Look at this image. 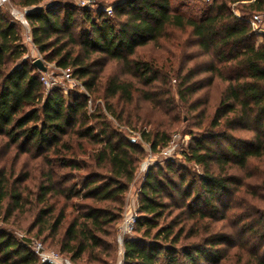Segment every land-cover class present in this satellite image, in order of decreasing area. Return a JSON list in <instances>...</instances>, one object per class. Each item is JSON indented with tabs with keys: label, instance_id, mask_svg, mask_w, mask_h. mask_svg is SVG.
Masks as SVG:
<instances>
[{
	"label": "trees",
	"instance_id": "trees-1",
	"mask_svg": "<svg viewBox=\"0 0 264 264\" xmlns=\"http://www.w3.org/2000/svg\"><path fill=\"white\" fill-rule=\"evenodd\" d=\"M46 1L50 4L42 6ZM66 1L8 0L22 11L30 9L23 15L31 43L41 58L70 71L89 95L102 91L104 98L118 96L124 105L130 104L131 83L115 76L102 82L103 69H96L100 60L127 67L129 73L149 86L158 80V71L130 57L137 49L157 42L168 29L189 30L200 52L211 59L212 65L204 71L226 83L212 114L211 133L195 139L186 155L203 170L197 186L193 187L196 180L190 181L182 190L184 179L175 184L161 171L157 176L147 172L135 225V231L143 229L142 237L124 241L122 258L123 264H219L224 256L217 246L229 245V236L209 235L203 245L187 241L199 238L198 221L214 218L217 203L234 183L224 172L227 166L244 169L250 159H264V39L255 43L258 36L248 24L254 14L264 13V0H212L196 16L172 9V0H123L112 5L110 16L98 10L93 17ZM235 4L240 6L238 16L231 8ZM77 14L89 27L78 37L72 32ZM28 58L17 24L0 17V139H6L8 146L24 149L23 153L32 148L35 157L42 160L36 198L38 236L46 233L42 242L49 239L70 263L86 254L92 259L102 247L98 235L104 234L107 227L111 229L121 217L122 198L134 179L136 155L142 152L119 130L111 128L105 113L88 114L84 94L65 97L59 88L45 92L40 74ZM195 75L197 72L189 71L182 78V89L177 91L180 100L186 101L200 90L196 83H190ZM143 98L155 102L151 94L144 93ZM105 110L121 122V116L115 115L110 105L105 104ZM91 118L100 121L97 131L89 123ZM226 131H245L252 137L237 144L230 141L222 153L220 143L213 140H229L222 136ZM142 136L152 152L169 142L163 132H143ZM213 164L220 166L217 174ZM172 168V163L166 164L168 171ZM22 194L23 189L18 187L8 192L0 180V215L4 209L8 219L21 209ZM174 195L181 200L174 202L175 207L183 208L190 200L186 212L193 223L188 229L182 226L174 231L173 223L159 227L165 208L160 199ZM74 198L85 204L79 205L80 211L71 216L61 233L68 217L64 206ZM105 202L117 204L113 208L118 213L95 206ZM261 220L264 227V214ZM0 264L40 263L29 243L16 241L0 230ZM244 264H264V256L251 253Z\"/></svg>",
	"mask_w": 264,
	"mask_h": 264
},
{
	"label": "rangeland",
	"instance_id": "rangeland-1",
	"mask_svg": "<svg viewBox=\"0 0 264 264\" xmlns=\"http://www.w3.org/2000/svg\"><path fill=\"white\" fill-rule=\"evenodd\" d=\"M122 1L67 0L66 2L76 9L83 8L89 11L93 17L98 10L103 11L106 16H110L111 12L108 14L106 10H111L114 3ZM211 2L172 0V9L179 11V13L196 16ZM48 4L50 2L46 1L42 6ZM231 8L233 13L238 16L240 6L235 4ZM12 10L22 12L21 9L8 2L0 7V17L14 22ZM75 17L76 24L72 32L78 37L80 32L88 31L89 27L80 14ZM17 30L22 43L27 48L28 60L40 59L46 65L48 77L55 83L54 86L60 89L62 95L66 97L67 95L73 96L74 93H84L79 80L72 76L76 81L75 87H72L69 82L64 80L60 70L53 63H47L41 58L35 47L32 46L29 27L25 30L17 25ZM254 42L261 43L262 39L256 37ZM130 59L153 67L159 73L158 80L146 86L134 74L129 73L127 67L102 58L101 64L96 68L103 69L101 81L103 82L108 76H115L131 83L132 102L124 105L118 96L104 98L102 91H99L90 95L91 105L90 108L87 107L88 114L105 113L110 124L112 123L111 128L119 130L127 140L134 139L131 143L135 144L138 150L142 152L139 156L136 155L135 175L122 198L121 216L128 207L137 211L141 198L140 191L145 184L147 172L157 176V171H161L164 178L175 184L179 183L180 178L184 179L185 183L182 190L190 181L196 180L193 187L197 186L203 170L198 165L188 161L186 155L193 147L195 139H202L211 133L208 131L212 114L226 87V83L219 80L212 72L204 71L212 65L211 59L200 52L196 40L187 29H168L157 42L137 49ZM189 71L197 72L190 83H196L200 90L183 101L180 100L177 91L181 88L182 78ZM144 93L151 94L155 102L145 100L143 98ZM156 103H161V105ZM105 104L111 106L115 115L121 116V122H116L106 113ZM89 123L96 131L100 128V121L97 119L91 118ZM143 132L147 135H153L156 132L165 133L168 141L172 142L169 154L167 156L162 154L163 149L166 148H162V146H158L156 151L152 152L150 145L142 136ZM222 136L224 139L226 137L230 139L221 140L218 138L213 141L220 143L221 151L225 153V146L230 144V141L236 144L239 141L246 142L251 139L252 134L245 131H226ZM23 152L24 149L8 146L6 139H0V180L3 181L8 192L12 191L14 187L23 189V207L15 210L8 219L5 218L3 209L0 215V230L8 232L16 241L29 243L31 250L34 243H41L45 251L55 252L63 259L68 260L58 252V246L51 244L49 239L42 242L46 233L38 236L40 226L37 225L36 218L39 206L36 203V198L42 171V160L40 157H35L36 153L32 148L29 152ZM167 163H172L171 171L166 169ZM219 167V165L217 167L216 164H213L215 174L219 172ZM224 172L234 183L229 185L228 192L217 203L218 212L214 218L198 221L199 238L190 239L187 243L203 245L204 239L209 235H227L232 242L229 245L217 246V249H220L224 256V260H221L219 264H244L247 256L251 253L264 256V238H262L264 227L261 223L262 214H264V159H250L244 169L229 164ZM17 181H19L18 184H16ZM73 183L68 182L67 185ZM160 200L165 204V208L163 218L159 221V227L173 223L176 225L174 228L176 231L179 227L183 226L188 229L192 225L193 221L187 219L188 212H186V204L188 205L190 200L185 202L183 208L175 207L174 204V202L181 203L180 196L174 195L173 198L168 199L162 197ZM83 204L85 202L75 198L66 202L64 210L68 217L62 225L61 233L70 222L71 216L80 211L79 205ZM95 206L113 209L112 214L118 213L113 208L118 207L117 204L105 202L97 203ZM121 218L111 229L107 227L104 234L98 235L102 241V247L94 252L92 259L86 254L82 259L71 264H123V247L117 241V229ZM204 227L206 230H203ZM246 229L249 232L245 233ZM142 231L143 229L135 231L134 228L133 233L128 238L139 240L142 237Z\"/></svg>",
	"mask_w": 264,
	"mask_h": 264
},
{
	"label": "built area",
	"instance_id": "built-area-1",
	"mask_svg": "<svg viewBox=\"0 0 264 264\" xmlns=\"http://www.w3.org/2000/svg\"><path fill=\"white\" fill-rule=\"evenodd\" d=\"M204 1L208 3L212 0H204ZM6 3H8V0H0V6ZM106 12L110 14L111 10L107 9ZM12 18L14 19V22L22 29L26 30L28 28V24L23 15V11L19 12L17 10H14L12 12ZM248 24L250 25L252 31L255 34H257L259 38L264 39V13L254 14L248 20ZM59 70L64 80L69 82V84L72 87H75L76 81L73 79L72 74L68 70H61V69ZM39 74H40L39 80L44 90L49 91L52 88H57V86H54L55 83L51 81L50 78L48 77V72L45 74L44 73H39ZM82 89L84 90L83 87ZM83 94L86 98L87 107L90 108L91 105L90 95L85 90ZM170 145H172V142L169 141L166 148L163 149L162 154L164 156H167L169 154V149L171 147ZM121 217L122 218L117 229V241L123 247L124 241L129 239L128 238L129 235L132 234L134 231L137 221V211L135 209L133 210V208L131 207H128V209L124 212V214ZM33 245L34 247L32 249V252L37 257L40 264H71L68 260L60 257L59 254L51 251L49 252L45 251L41 243H34Z\"/></svg>",
	"mask_w": 264,
	"mask_h": 264
},
{
	"label": "water",
	"instance_id": "water-1",
	"mask_svg": "<svg viewBox=\"0 0 264 264\" xmlns=\"http://www.w3.org/2000/svg\"><path fill=\"white\" fill-rule=\"evenodd\" d=\"M30 9H25L23 11V14L29 13ZM32 66L39 72V73H47V67L46 65L40 60V59H35L32 61ZM128 141L133 142L134 139H128Z\"/></svg>",
	"mask_w": 264,
	"mask_h": 264
},
{
	"label": "crops",
	"instance_id": "crops-1",
	"mask_svg": "<svg viewBox=\"0 0 264 264\" xmlns=\"http://www.w3.org/2000/svg\"><path fill=\"white\" fill-rule=\"evenodd\" d=\"M33 46V45H32ZM34 47V46H33ZM27 49V48H26Z\"/></svg>",
	"mask_w": 264,
	"mask_h": 264
}]
</instances>
